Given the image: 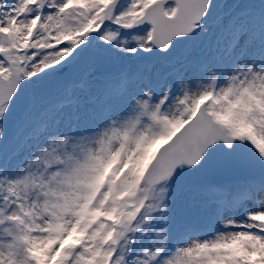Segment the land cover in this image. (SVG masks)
<instances>
[{"label":"rangeland","instance_id":"rangeland-1","mask_svg":"<svg viewBox=\"0 0 264 264\" xmlns=\"http://www.w3.org/2000/svg\"><path fill=\"white\" fill-rule=\"evenodd\" d=\"M153 1L0 0V71L27 87L0 109V264H264V0H222L169 56L129 27ZM203 97L261 171L215 186L182 165L149 188Z\"/></svg>","mask_w":264,"mask_h":264},{"label":"water","instance_id":"water-1","mask_svg":"<svg viewBox=\"0 0 264 264\" xmlns=\"http://www.w3.org/2000/svg\"><path fill=\"white\" fill-rule=\"evenodd\" d=\"M165 1L168 0H158L150 5L133 26L150 21L156 48L170 53L188 39L193 23L206 16L218 0H176L178 9L173 17L163 14ZM21 87L17 74L0 75V106L8 100L18 101L22 96ZM183 162L199 166L203 176L212 182L252 176L259 168L255 154L227 134L204 106L160 148L143 179L149 185L156 184L171 176Z\"/></svg>","mask_w":264,"mask_h":264},{"label":"bare ground","instance_id":"bare-ground-1","mask_svg":"<svg viewBox=\"0 0 264 264\" xmlns=\"http://www.w3.org/2000/svg\"><path fill=\"white\" fill-rule=\"evenodd\" d=\"M181 82H182V78L180 76V78L177 79V85L179 86ZM256 186L257 184L255 183H245L244 185L239 186V191L243 192L244 195V192L248 193L250 189L253 190L255 189Z\"/></svg>","mask_w":264,"mask_h":264}]
</instances>
